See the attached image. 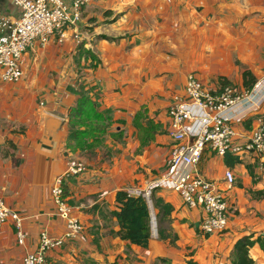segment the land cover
<instances>
[{
	"label": "crops",
	"instance_id": "obj_1",
	"mask_svg": "<svg viewBox=\"0 0 264 264\" xmlns=\"http://www.w3.org/2000/svg\"><path fill=\"white\" fill-rule=\"evenodd\" d=\"M19 14L10 0H0V43ZM66 32L62 44L33 43L19 82L0 79V195L22 218L26 234L19 246L12 224L0 229V264H22L41 230H65L51 188L75 157L66 144L80 93L108 117L112 155L109 161L89 160L84 172L66 179L83 237L51 252L49 264H228L234 245L246 237L259 239L249 255L264 264V163L255 154L204 151L196 169L179 173V179L198 173L223 191L232 210L224 233L204 235L201 211L162 188L143 197L155 219L152 196L172 206L161 224L167 239L159 238L157 223L147 248L121 241L110 216L117 191L142 196L165 176L171 145L167 107L184 94L189 74L209 91L226 81L249 93L233 109L244 116L234 124L235 140L257 128L264 118V0H91ZM244 71L256 79L250 90L242 86ZM227 169L235 177L231 188L224 183Z\"/></svg>",
	"mask_w": 264,
	"mask_h": 264
},
{
	"label": "built area",
	"instance_id": "obj_2",
	"mask_svg": "<svg viewBox=\"0 0 264 264\" xmlns=\"http://www.w3.org/2000/svg\"><path fill=\"white\" fill-rule=\"evenodd\" d=\"M10 1L20 9V14L8 40L0 43V79L7 84L22 79L23 56L33 43L38 42L42 47L50 42L62 44L67 36L66 29L81 21L83 10L91 0ZM248 96L249 93L240 94L229 85L217 91L206 90L195 74H189L184 94L172 97L167 107L171 145L166 174L150 185L142 196L149 197L155 188L177 192L186 207L201 211L199 229L204 235L221 234L228 229L230 207L226 196L213 182L198 173L183 179H179V173L185 168L196 169L204 151L221 157L228 153L237 156L251 153L264 163V118L258 120L257 128L250 135L241 136V141L235 140L234 124L240 123L244 116L234 115L233 109ZM85 170L83 163L72 159L65 173L55 179L51 198L55 215L64 222L65 230L60 235L41 230L36 249L24 255L22 264H48L47 256L51 250L65 242L80 239L83 227L64 194L63 181ZM224 183L228 188L234 185L231 169L225 171ZM22 221L0 195V229L12 224L19 246H23L26 240Z\"/></svg>",
	"mask_w": 264,
	"mask_h": 264
},
{
	"label": "trees",
	"instance_id": "obj_3",
	"mask_svg": "<svg viewBox=\"0 0 264 264\" xmlns=\"http://www.w3.org/2000/svg\"><path fill=\"white\" fill-rule=\"evenodd\" d=\"M242 86L246 90H250L256 83L255 77L249 71L242 73ZM222 86L229 85L226 81L221 82ZM234 88V87H233ZM72 117V123L70 118ZM68 121L69 133L67 142H77L80 145L86 146L90 141H98V135H104L109 127L108 117L105 113H100L95 109L93 101L85 94L80 93L77 105L70 114ZM83 127L82 131L74 132L73 127ZM98 130V131H97ZM67 148L70 147L66 144ZM88 147V146H86ZM229 156V153L227 154ZM226 155V157H227ZM63 189L65 196H68L66 180L63 181ZM152 203L156 211V219L158 223L159 238L165 240L168 238L161 224L167 221L168 216L171 214L173 208L171 205L165 203L161 198L152 196ZM114 209L110 212V216L116 220L119 227L116 235L121 241H126L132 245L147 248L150 241V209L147 200L143 196H132L126 191H117L114 198ZM83 237V233L80 239ZM76 241V240H73ZM68 241V242H73ZM259 239L252 240L251 237H246L239 240L233 248L232 258L228 264H255L254 260L249 255V250ZM65 242L64 244H66ZM64 244L56 249L51 250L48 255L62 249ZM162 264H170L163 259H160ZM47 263L48 256H47ZM186 264H196L192 261Z\"/></svg>",
	"mask_w": 264,
	"mask_h": 264
},
{
	"label": "rangeland",
	"instance_id": "obj_4",
	"mask_svg": "<svg viewBox=\"0 0 264 264\" xmlns=\"http://www.w3.org/2000/svg\"><path fill=\"white\" fill-rule=\"evenodd\" d=\"M182 93H184V89H183ZM72 117L73 116H71V118H70L71 123H72ZM82 128L83 127L75 126V127H73L72 131H74V132L82 131ZM97 137L99 140L98 141H92V142L90 141L89 143L86 144V146H88V147H86L84 145H80L77 142H71V143L67 142V145L70 147L71 151L73 153H75V157L73 156V158L77 162H81L85 165L86 162L87 163L90 162L89 160H91L92 163H96V162H98L99 158H101V160H104V161H106V160L109 161V159L112 155V152H111L112 149L108 148V145L112 144L111 140L109 139L108 136L106 137V134H104V135L99 134ZM104 143H107V144H105L106 146H104ZM97 146H101V147L99 148L100 150L98 152H95V155H94L93 150ZM90 150H92V151H90ZM73 158H71V159H73ZM224 196H225V194H224ZM69 205L73 208V205H71L70 202H69ZM148 205L150 206V204H148ZM150 216H151V219H150V223H149V229H150L151 233H154L155 232V225L157 224V219H155V215L152 214L151 208H150ZM229 216H228V218H229ZM166 225L167 224H164V227Z\"/></svg>",
	"mask_w": 264,
	"mask_h": 264
}]
</instances>
